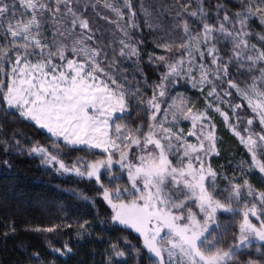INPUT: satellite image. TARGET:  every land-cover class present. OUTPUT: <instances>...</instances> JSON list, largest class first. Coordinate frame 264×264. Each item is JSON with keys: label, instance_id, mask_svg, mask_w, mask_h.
I'll return each instance as SVG.
<instances>
[{"label": "snow or ice", "instance_id": "1", "mask_svg": "<svg viewBox=\"0 0 264 264\" xmlns=\"http://www.w3.org/2000/svg\"><path fill=\"white\" fill-rule=\"evenodd\" d=\"M235 8L218 3L213 13L205 0H172L153 23L141 0V24L133 0H0V113L49 141L25 147L14 131L0 146L92 191L61 189L96 210L95 222H78L77 241L97 227L108 233L104 264H264V0H236ZM89 9L119 39L105 45ZM144 27L164 34L147 56L158 79L142 76L141 86L120 61L140 67L145 42L134 34ZM181 87L198 91L203 107ZM218 121L243 154L214 167ZM70 245L49 248L66 258Z\"/></svg>", "mask_w": 264, "mask_h": 264}, {"label": "trees", "instance_id": "2", "mask_svg": "<svg viewBox=\"0 0 264 264\" xmlns=\"http://www.w3.org/2000/svg\"><path fill=\"white\" fill-rule=\"evenodd\" d=\"M133 2L136 6L138 19L143 24L144 16L139 12L141 0H133ZM143 3L146 7L151 6L153 8L152 22L156 23L159 18L158 9L171 4L172 0H143ZM218 3L232 11L236 10V0H205V7L214 13ZM163 24L167 28L172 24V21L164 19ZM251 27L256 32L261 30L258 21L252 23ZM163 34L162 31L151 32L146 27L134 34V38L143 39L145 44L144 56L139 68L136 67L134 61L123 64L122 69L127 72L130 82L135 83V80L139 79L142 86V76H147L149 83L158 79L154 68L147 64V56L154 48L153 38ZM97 35L102 36L99 32ZM102 42L105 45L108 44L106 41L102 40ZM156 54L165 55L166 53L157 49ZM133 73H135V77ZM176 91L185 92L197 104V107H203V99L198 91L183 87L177 88ZM135 116L136 113L134 112L133 118ZM0 125L3 126V131H0V140L8 139L12 142L15 131L17 133L16 139L24 142L25 147L30 146L31 141L34 140L49 142L44 139L42 134H38L31 124L12 115L5 118L3 113H0ZM218 125L220 128L219 135L222 137V142L219 145L221 156L219 158L213 157L214 167L227 164L228 160L233 157L235 158L233 162H235L243 154V150L231 134L224 129L222 122L218 121ZM183 126L185 130L188 127V125ZM4 160H8L11 167L5 166ZM251 180L254 185L261 187L256 177H252ZM65 188H80L88 195L93 194L83 183L77 184L57 177L50 171H45L40 166L39 159L28 156L27 152L23 154L11 152L6 155L3 147L0 146V264H41L42 261L50 262L54 259L56 264H104L103 253L108 246L106 241L110 238L109 234L101 233L97 227L92 237L77 241L78 222L84 219L95 222L96 210L87 203L75 199L69 193L61 191ZM100 211L103 214V206H101ZM227 221V217L221 218L222 225ZM68 224L72 225L70 230L65 228V225ZM53 225H58L61 230L52 234L34 231L38 227L46 228ZM12 227L15 228L14 232L11 231ZM6 232L8 233L7 236H5ZM101 235L105 242H101L99 239ZM230 236L231 232L228 234L229 240ZM129 239L136 243L132 237ZM65 241L71 242L70 246L73 252L68 254L66 258H58L56 254L50 251L49 245L62 247ZM34 253H39V261L33 258ZM248 258L246 253L239 254L237 257L241 262ZM253 258H255L254 251ZM128 264H133V260H129Z\"/></svg>", "mask_w": 264, "mask_h": 264}, {"label": "rangeland", "instance_id": "3", "mask_svg": "<svg viewBox=\"0 0 264 264\" xmlns=\"http://www.w3.org/2000/svg\"><path fill=\"white\" fill-rule=\"evenodd\" d=\"M98 11L101 12V15H109L111 16L110 13L105 12L103 9H98ZM89 19L93 25L94 29H97L98 32L102 35L100 36L103 41H106L107 43L112 40V39H119V33L115 32V29L113 26L109 25L106 21L103 19L98 18L91 9H89ZM114 18V17H113ZM99 35V34H98ZM117 45V49H118ZM109 55L111 56V51L109 50ZM127 61H120V70L123 71V67ZM254 251V249H253ZM255 252V251H254Z\"/></svg>", "mask_w": 264, "mask_h": 264}]
</instances>
